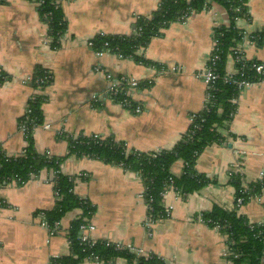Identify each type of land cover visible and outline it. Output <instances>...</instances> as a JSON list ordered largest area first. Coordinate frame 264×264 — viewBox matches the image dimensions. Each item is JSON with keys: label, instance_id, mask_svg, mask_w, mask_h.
<instances>
[{"label": "crops", "instance_id": "0c3cea01", "mask_svg": "<svg viewBox=\"0 0 264 264\" xmlns=\"http://www.w3.org/2000/svg\"><path fill=\"white\" fill-rule=\"evenodd\" d=\"M59 2L65 31L57 48L50 47L36 0L0 3V68L9 76L0 84V140L6 150L18 153L27 146L19 130L20 118L29 100L42 95L43 122L31 133L34 149L61 158L60 172L74 178L75 194L94 207L89 217L92 239L130 246L167 264H232L224 254L227 236L204 222L201 214L233 208L231 172L241 175L243 187L264 172V79L239 90L232 118L216 125L222 140L207 144L198 155L195 170L209 182L185 197L167 191L162 198L165 218L148 220L145 185L135 172L97 158L67 156L68 141L57 137L58 131L74 138L97 134L140 152L171 149L191 125L192 115L203 109L206 86L201 72L214 29L231 24L227 8L211 0L206 9L170 23L136 50L141 63L111 53L97 56L86 41L97 35L131 34L137 18L150 16L160 0ZM247 12L248 17L235 25L253 34L264 27V0H247ZM243 52L247 60H256L264 68V44L243 43ZM36 67L51 77L43 89L28 82ZM223 70L235 73L231 54L226 55ZM105 72L141 81L133 93L142 107L140 113L100 98L108 86ZM147 79L152 83H145ZM95 97L101 101L94 104ZM182 167V161L175 160L169 172L178 177ZM0 199L5 202L0 206V264H50L52 257L69 253L67 230L80 210L66 213L53 235L39 225L36 214L54 207L50 171L44 169L21 185H0ZM237 213L249 222L264 224V186ZM78 264L126 262L85 258Z\"/></svg>", "mask_w": 264, "mask_h": 264}, {"label": "trees", "instance_id": "16d2710c", "mask_svg": "<svg viewBox=\"0 0 264 264\" xmlns=\"http://www.w3.org/2000/svg\"><path fill=\"white\" fill-rule=\"evenodd\" d=\"M41 1L38 10L42 20L47 25V33L50 39V47L57 48L60 39L65 31V21L61 11L60 0H36ZM211 0H160L156 10L148 17H138L135 28L129 35L100 36L93 38L95 49L101 48L103 42H108L109 47L125 58H135L143 63V59L135 56L136 50L147 44L155 36L174 21H180L182 17L191 12L206 9ZM221 2L228 10L231 19L229 26H218L214 29L215 36L222 34V51L228 45H235L241 41L243 30L236 27L237 19L248 17L247 0H216ZM5 0H0V3ZM236 8H239L236 11ZM237 18V19H236ZM256 36L257 46L264 44V27L253 33ZM231 40V42H230ZM221 53V60L217 64V71L223 73L224 56ZM241 67V64H236ZM9 76L0 68V84L8 80ZM43 79V82H40ZM51 77L47 70L36 67L28 82L34 87L43 89ZM233 79H246L253 83L263 80L264 77L250 69V62H245L241 71L233 76ZM239 89L232 82L223 83L220 79L215 81V88L211 92L212 98L206 110L195 115L193 124L182 135L171 149L156 150L151 152H140L133 149H125L123 143L111 139H105L102 143L94 141L88 136L72 137L64 133L68 141L69 155L87 156L97 158L110 164H123L124 169L136 172L145 185L144 199L150 205L152 220L165 218L168 214L162 203V195L168 178L171 176L169 167L175 160L183 163L182 172L175 177L173 186L185 197L194 190L201 189L209 182V179L195 170V163L202 149L210 143L220 142L223 136L218 132L216 125L225 124L230 121L235 111L232 102L238 95ZM123 95L115 97V100H122ZM44 97L40 94L34 95L28 102L29 112L26 123L31 126H39L43 122L42 103ZM203 118V121H201ZM22 119V117L20 118ZM24 121V120H23ZM32 134L28 133L26 140V155L15 160H0V185L7 183V177L17 176L21 182H26L33 175L37 177L42 170L53 172V190L57 191L54 207L45 211V218L50 226L55 221L75 209L80 210L77 217L71 222L67 230L69 241V253L67 255L51 258V264H78L93 253L99 261L109 262L116 258H122L126 264H167V262L156 256L144 257L136 251L127 247L117 248L116 244L105 239H99L93 246L83 244L79 241V227L84 217H90L94 207L87 201L78 197L73 190L72 176L60 172L61 158L47 156L37 152L33 146ZM230 183L235 188V199L233 208L230 211L213 208L203 212L201 218L210 227L218 226V229L227 236V259L232 264H263L264 258V224L252 223L237 213L240 205L247 202L251 196L258 194L264 186V177L247 184L241 183V175L235 172L230 173ZM237 198H242L240 204L236 203ZM4 204L0 199V206ZM90 258V257H89Z\"/></svg>", "mask_w": 264, "mask_h": 264}, {"label": "built area", "instance_id": "2783aa9c", "mask_svg": "<svg viewBox=\"0 0 264 264\" xmlns=\"http://www.w3.org/2000/svg\"><path fill=\"white\" fill-rule=\"evenodd\" d=\"M6 1V0H5ZM38 4L41 2L37 1ZM239 8H236V11H238ZM186 18V16L182 17L181 20H184ZM237 19V18H236ZM238 20V19H237ZM222 34H219L218 36H215L214 31H213V42H212V48L211 51L209 53L208 59H207V63L203 69V71L201 72V77L205 83L206 86V97H205V102H204V106L202 110H206L208 108V105L210 103V100L212 98V94L211 92L214 90L215 88V81L220 79L223 83H228V82H232L234 84L237 85L238 89L241 90L243 87L248 86L249 84H251V82L247 81L246 79H233V76L238 73L239 71H241V69L244 66L245 62H250V69H253L255 71L256 74L261 75L264 77V68L263 66L256 60H247L244 56V52H243V43L246 44H253L255 46V38L256 36L253 34H246L243 31V36L241 41L237 42L235 45H228L225 48V51H222V42H221V38ZM231 42V40H230ZM86 45L93 50L94 54H96L97 56H101L105 53H111V54H116L108 45V42H103L101 48L95 49L94 47V42H93V38L89 39L86 41ZM223 52V56L224 59L226 57L227 54H231L233 60H234V66H235V73L231 74V73H227L223 70V73L220 75L217 71V64L218 62L221 60V53ZM119 57H121L120 55H117ZM236 64H241V67H237ZM98 71L101 72L100 68H97ZM104 76L107 80L108 86L107 89L104 91V93L102 94V96H100L101 99H110L113 100L115 102H117L118 104H120L121 106L129 109L131 112L133 113H140L142 111V107L140 105L139 102H137L134 98H133V93L135 92V90H137V88H139L141 81H139L136 78L133 77H128V76H113L110 73H104ZM43 79H40V82H43ZM145 83H152V79H147L144 81ZM119 95H123L124 98L122 100H115V97L119 96ZM34 98V96L30 99L32 100ZM234 100H232V102L234 103ZM101 100H98L97 97L93 98V103L96 104V102H100ZM29 109H28V104L26 107V110L22 116V119H20L19 122V130L22 133V135L24 136V138L26 139L27 134L28 133H32V131L36 128L35 126H29L26 123V120L23 117H26V115L28 114ZM196 114L192 115V122L191 124H193V119L195 117ZM24 120V121H23ZM203 121V118L202 120ZM44 128L48 129L49 125L48 124H44ZM62 136L64 137V132L63 131H58L57 132V137L58 138H62ZM88 137L92 138L94 141L102 143L105 139L101 138L99 135L97 134H91ZM123 147L127 150L129 149L126 144L123 143ZM158 151V150H157ZM42 154H46L47 156H52L49 152H42ZM26 155V146L24 147V149L18 153H9L4 145V142L0 140V160L3 161H10V160H15L19 157H23ZM121 167H123V164H119ZM51 172V182H52V186H53V172ZM136 173V172H135ZM137 174V173H136ZM138 175V174H137ZM31 178H35V176L31 175ZM139 176V175H138ZM140 177V176H139ZM177 177L175 175H173L171 173V176L168 178V183L165 186L163 192L161 193L162 198L165 195V193L169 190H173L174 192L178 193V190L175 189V187L173 186V181L174 178ZM179 177V176H178ZM264 177V172L262 173L260 179H262ZM30 178V179H31ZM7 183H15L18 185V182L21 181V179L19 177L12 176V177H7ZM25 182H21V184H24ZM146 188H144V192H145ZM54 193V197L57 196V191L53 190ZM1 202L4 204L5 202L3 200H1ZM242 202V198H237L236 199V203L240 204ZM147 204V213H148V220L151 221V215H150V205L146 202ZM167 212V211H166ZM37 217L39 219V225L42 226L43 228H45L50 235L55 234L56 232H58L60 230V221H55L53 223L52 226L49 225V223L47 222L46 218H45V210H39L37 213ZM214 228L218 229V226L216 225ZM94 229L93 224L90 222L89 217H84L83 218V223L80 225L79 227V241L83 244H87L89 246H93L97 240H94L90 237L89 232L92 231ZM109 241V240H107ZM69 243V241H68ZM115 243V242H113ZM117 248L119 247H127L130 250L136 251L138 254L142 255V251L139 249H135L132 248L130 246H123L119 243H115ZM224 254L227 256L228 253V248L226 247V249L224 250ZM90 257V258H89ZM88 259L91 260H98V257L95 256L93 253H90ZM52 258H56V257H52ZM51 264V261H50Z\"/></svg>", "mask_w": 264, "mask_h": 264}]
</instances>
